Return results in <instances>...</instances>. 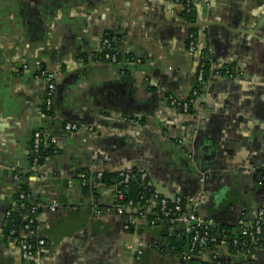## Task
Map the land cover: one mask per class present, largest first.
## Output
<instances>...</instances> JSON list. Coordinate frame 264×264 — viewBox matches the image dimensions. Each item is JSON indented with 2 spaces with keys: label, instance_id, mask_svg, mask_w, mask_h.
I'll return each instance as SVG.
<instances>
[{
  "label": "crops",
  "instance_id": "0c3cea01",
  "mask_svg": "<svg viewBox=\"0 0 264 264\" xmlns=\"http://www.w3.org/2000/svg\"><path fill=\"white\" fill-rule=\"evenodd\" d=\"M193 9L214 69L241 74L209 75L181 115L165 98L194 88L195 29L166 0H0V264H27L6 233L23 187L41 208V264H133L139 248V264H184L158 248L181 228L152 225L154 204L127 209L135 223L125 228L115 187L92 182L102 173L143 171L165 197L199 196L200 215L236 230L264 209V0H193ZM104 38L120 54L114 66L98 62ZM38 62L56 75L53 119L39 117ZM36 131L56 152L38 167ZM262 250L225 262L264 264Z\"/></svg>",
  "mask_w": 264,
  "mask_h": 264
},
{
  "label": "built area",
  "instance_id": "2783aa9c",
  "mask_svg": "<svg viewBox=\"0 0 264 264\" xmlns=\"http://www.w3.org/2000/svg\"><path fill=\"white\" fill-rule=\"evenodd\" d=\"M169 5L172 6L170 11L172 14L178 12L183 20L190 25L195 26V20H191V14L193 12V0H166ZM199 30H203V26L197 27ZM186 52L191 57L198 56L196 64V76L195 85L190 96L185 100H178L173 96H168L167 101L169 107L174 110H178L181 115L193 111L196 109V101L200 96L201 92L205 88L208 76L212 73L218 76L231 77L235 74L240 75L241 72L234 70L230 66H220L214 69L215 65L209 53L203 46L202 41L197 36V31L194 30L188 36L186 42ZM120 54L116 47L112 45L109 39L104 38L101 42L100 49L98 51L97 59L98 62H104L109 65H116L119 62ZM36 78H39L45 83V92L42 102V110L39 114L40 118H51L53 119V97L56 90V75L52 72L45 71L41 68L40 63H36L34 67ZM64 130L69 133H76L79 128L76 125L65 124ZM47 136L36 131L31 137V154L32 164L35 167L39 165L41 146L47 141ZM48 142V141H47ZM51 144V143H50ZM56 152L52 151V155ZM47 159V158H46ZM120 186L126 187L129 182L135 178L144 186V188L150 193V198L145 200V206L154 204L157 207L160 218L169 226H179L182 234H189L190 246L187 252H184L180 260L185 262L186 260H192L194 258H203L207 255L206 252L210 247H215V252L210 253L207 257L206 264H226L225 254L227 256H237L247 260L248 256L255 250H261L264 247V209H260L256 212L252 223L246 227H239L237 230V236L232 237L228 242V234L225 230L214 232L215 223L210 219H203L199 217L194 210L199 205L201 198H184L185 207L182 206V198L174 197L169 199L155 192L152 188L148 176L145 172L138 171L135 175L133 170L121 171L118 174ZM102 174L96 176V180L100 181ZM82 185L86 183V175H81ZM152 188V191L150 190ZM122 198V192L115 187V200ZM24 195L21 193L18 195V207L21 210L25 209ZM128 206H132V202ZM144 206V207H145ZM188 207L192 208V211H187ZM140 208V207H139ZM117 209V206H116ZM39 207L32 205L29 208V214L34 215L29 217L24 226L26 232V238L18 240L14 238L15 230L11 228L8 232V237L16 239L18 241L22 260L27 264H41V250L45 245L44 240L37 236V217ZM53 211L54 209L51 208ZM117 214L121 215V209L118 207ZM125 221V228L133 227L135 220L131 217H127ZM36 221V225H35ZM153 225V223H152ZM230 249L233 253L230 255ZM143 249L139 248L136 252L135 263L141 261L143 255ZM224 261V263L222 262ZM200 264V263H199Z\"/></svg>",
  "mask_w": 264,
  "mask_h": 264
},
{
  "label": "trees",
  "instance_id": "16d2710c",
  "mask_svg": "<svg viewBox=\"0 0 264 264\" xmlns=\"http://www.w3.org/2000/svg\"><path fill=\"white\" fill-rule=\"evenodd\" d=\"M194 15H195V11L193 10L191 17H189V18L191 20H194L195 19ZM110 42H112V41L110 40ZM112 45L114 47H116L113 44V42H112ZM119 60H120V57H119ZM208 78H209V76H208ZM201 94H202V92H201ZM165 99H166V102L168 104L167 96ZM176 111L178 112V110H176ZM191 112L192 111H189L186 114H190ZM186 114H184V115H186ZM40 149H41V152H40L41 157L39 159V164H38L39 166H41L45 162L46 158L51 157L52 151H53L52 145L47 141L43 146H41ZM133 172L136 175L138 171L133 170ZM89 179H90L89 176H86V183L83 186L84 190L88 189V187L90 186L88 184ZM92 182H98V183H102L105 185H110V186L116 187V189H118L122 192V198L120 200H116V206H117V209H118V207L121 209V212H122L121 217H124V218L128 217L126 215L127 209H132V208L138 209L139 207L143 208L145 206V200L149 199L150 193H152V192L146 190L144 188V186L137 180V178L131 180L126 187L120 186L119 177L117 174L116 175H109L107 173H102V179L100 181L93 179ZM150 190L152 191V188ZM21 193L24 195V198H25L24 199L25 209L24 210L19 209L18 200H17L16 209L10 213V216L8 218V228L6 231V233L8 234L9 230L11 228H13L15 230L14 238H17L18 240H22V239L26 238V232L24 230V226L27 222V219L30 216L34 218V215L32 216L29 214V208L33 204L30 202V199L28 198V195H27V191L24 187L19 192V194H21ZM18 195L16 196V199H17ZM130 202H132V206H128ZM182 206L184 209H186L184 198H182ZM117 209L115 207L116 211H117ZM40 211H41V208L37 212L38 215H39ZM151 214H153V218L150 219V223H153L155 225L157 224V226H160L161 223L164 222L163 219L160 218L157 207L154 206ZM35 225H36V221H35ZM164 225H166V223ZM164 225H162V226H164ZM214 229H215L214 232H219L220 230H225L226 233L228 234V239H227L228 242L232 239V237L238 235L237 234L238 232L235 228H231V227H227V226L225 227L221 224H216ZM177 234L175 236L176 239L175 238L174 239H166V241L163 242L164 247L160 248V246H159L158 248L161 250V253L167 252L171 256H173L174 258H176V259L178 258L180 260V258L184 254V252H187L189 249L190 240H191L190 236L191 235L181 233L180 236H177ZM215 251H216L215 247L213 246L207 250L206 254L208 256L210 253L212 254ZM232 253H233V251L230 249L229 254L231 255ZM226 254H225V256H227ZM222 262L224 263V261H222ZM139 263H136V264H139ZM183 263L184 264H199V263H196L192 260H186Z\"/></svg>",
  "mask_w": 264,
  "mask_h": 264
},
{
  "label": "water",
  "instance_id": "95a60500",
  "mask_svg": "<svg viewBox=\"0 0 264 264\" xmlns=\"http://www.w3.org/2000/svg\"><path fill=\"white\" fill-rule=\"evenodd\" d=\"M191 27H193L196 31H197V36L199 37V39L201 40V41H203V30H199V28H195V26L194 25H191ZM203 43V42H202ZM194 59H195V63L197 64V60H198V56H196V57H194ZM238 76V75H237ZM123 171H126V170H123ZM143 172V171H142ZM120 173V172H119ZM156 187V186H155ZM154 190H155V192H157V193H159L160 195H162V196H164L165 197V194L163 195V194H161L158 190H156L155 188H154ZM193 197H199V196H193ZM193 197H189V196H187L186 198H193ZM174 198V197H173ZM173 198H171V199H173ZM201 202H202V200L200 201V203H199V205L197 206V209L196 210H194V212L199 216V217H201V218H203V219H210V220H213V222L215 223V224H221L218 220H217V218H215L214 216H211V215H204V216H202V215H200V213L198 212V210H199V206H200V204H201ZM187 211H189V212H191L192 211V208L191 207H188V209H187ZM238 219V218H237ZM237 225L235 224V225H233V226H228V227H231V228H235ZM161 245H162V247H164V243H161ZM263 252H264V250H262ZM255 252H259V250H255ZM262 252V253H263ZM207 255H204L203 256V258L201 259V258H194V259H192V261H194V262H196V263H200V264H206V260H207ZM252 259H253V257H252ZM246 259H244L243 258V261L242 262H244Z\"/></svg>",
  "mask_w": 264,
  "mask_h": 264
},
{
  "label": "flooded vegetation",
  "instance_id": "af4514ba",
  "mask_svg": "<svg viewBox=\"0 0 264 264\" xmlns=\"http://www.w3.org/2000/svg\"><path fill=\"white\" fill-rule=\"evenodd\" d=\"M133 264H136V263H135V261H134V263H133Z\"/></svg>",
  "mask_w": 264,
  "mask_h": 264
}]
</instances>
